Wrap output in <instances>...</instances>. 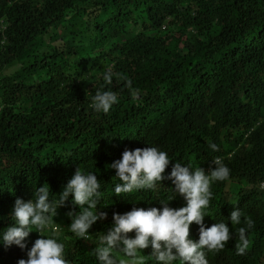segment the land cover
<instances>
[{"label":"trees","instance_id":"obj_1","mask_svg":"<svg viewBox=\"0 0 264 264\" xmlns=\"http://www.w3.org/2000/svg\"><path fill=\"white\" fill-rule=\"evenodd\" d=\"M61 2L74 12L70 19L79 30L77 35L64 34L62 46L80 56L82 64L92 51L97 53L93 77L98 73L110 77L112 59L118 76L108 83L119 80V86L103 92L112 96L95 97L103 93L93 94L92 89L107 82L88 86L68 77L65 82L53 79L54 72L66 67L64 58L57 71L43 70L45 54L29 60L31 53L21 35L25 12L36 9L38 2L0 0V264H25L24 260L26 264H169L167 255H156L162 249L153 237L138 234L128 247L113 239L110 223L116 217L128 220L129 214L111 199L112 182H102L99 190L91 181L92 189L100 191L99 199H86L84 172L101 158V141L110 127L109 138L121 145V140H134V128L156 138L181 120L183 111H178L147 126L152 117L129 97L126 85L127 80L139 81L151 73L162 58L179 60L180 43L199 55L226 51L230 56L231 77L216 81L201 101L206 126L216 131L208 139L227 149L231 142L224 125L232 129L235 119L249 115L254 117V144L264 148V0ZM241 94L243 99L237 97ZM202 139L181 141L172 154L184 158L190 145L195 147ZM157 177L146 197L136 203L159 207L170 202L172 182H165L164 173ZM211 208L225 210L218 198ZM41 218L62 231L52 246L28 247L40 230ZM256 224V238L264 241V206L257 211ZM88 234L98 237L88 242Z\"/></svg>","mask_w":264,"mask_h":264},{"label":"clouds","instance_id":"obj_2","mask_svg":"<svg viewBox=\"0 0 264 264\" xmlns=\"http://www.w3.org/2000/svg\"><path fill=\"white\" fill-rule=\"evenodd\" d=\"M36 1L37 8L25 12V25L21 30L31 53L29 60L35 61L45 54L43 70L57 71L64 58L66 67L54 72L53 78L62 82L68 77L74 82L94 86L102 81L111 82L118 76L112 59L110 77L102 73L91 76L97 53L92 51L82 64L80 56L69 54L62 46L64 34H79L76 22L70 19L74 13L72 9L64 2L62 5L61 0ZM81 16L82 11L78 13V17ZM177 49L182 52L179 60L162 58L155 62L151 73L139 81L127 80L126 85L129 97L132 96L152 117L147 126H154L171 114L175 116L178 111H183V117L176 126L173 124L172 131L167 129L163 136L156 138H148L149 134L134 128L131 130L135 132L132 134L134 140H121V145L109 138L110 127L101 141V158L84 172L89 192L85 198L97 200L102 182H112L111 199L129 214L128 220L116 217V222L110 223L113 239L128 247L138 234L153 237L162 249L155 252L156 255H167L169 264L175 261L177 264H247L248 261L264 264V241L258 240L254 233L257 211L264 206V181L261 180L264 178V148L254 144V117H238L232 129L224 125L231 145L221 149L215 139H208L216 131L210 124L206 126V111L201 106L205 93L213 89L211 86L216 81L231 77L227 62L230 56L225 55L226 51L214 52L213 56L210 53L199 55L184 43ZM54 50L58 54L55 55ZM90 63H93L91 67ZM118 81L92 89L93 94L119 86ZM104 95L112 96L103 93L95 97ZM237 97L243 99L244 94ZM171 102L177 106L173 107ZM199 138L203 139L195 147L190 145L184 158L172 154L181 141ZM159 172L165 174V182H172V190L165 182L162 184L171 191L170 202L165 200L166 204H159V207L136 203L146 197ZM91 181L99 190L92 189ZM159 198L154 196L153 200ZM217 198L225 210L210 209ZM39 222L40 230L34 241H28V247L52 246L62 231L59 225H53L46 218ZM97 237L88 234L85 239L92 242Z\"/></svg>","mask_w":264,"mask_h":264}]
</instances>
